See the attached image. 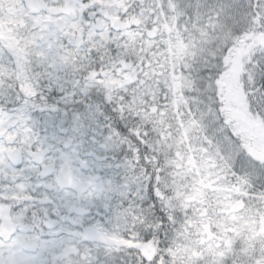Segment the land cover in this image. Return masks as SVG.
Instances as JSON below:
<instances>
[{"label": "snow or ice", "instance_id": "snow-or-ice-1", "mask_svg": "<svg viewBox=\"0 0 264 264\" xmlns=\"http://www.w3.org/2000/svg\"><path fill=\"white\" fill-rule=\"evenodd\" d=\"M0 264H264V0H0Z\"/></svg>", "mask_w": 264, "mask_h": 264}]
</instances>
